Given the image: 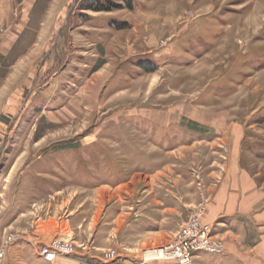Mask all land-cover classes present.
<instances>
[{
    "label": "rangeland",
    "instance_id": "rangeland-1",
    "mask_svg": "<svg viewBox=\"0 0 264 264\" xmlns=\"http://www.w3.org/2000/svg\"><path fill=\"white\" fill-rule=\"evenodd\" d=\"M97 1L112 10L89 9ZM1 14L0 264H41L16 256L39 220L67 227L47 243L74 249L58 258L178 264L144 255L194 217L205 227L240 184L251 227L240 237L208 228L222 252L192 263L264 264V0H0ZM234 32L241 41L229 43ZM161 110L232 130L170 153L139 131V114ZM153 169L154 181L134 174ZM157 195L176 204L168 228L132 231L135 215L162 207Z\"/></svg>",
    "mask_w": 264,
    "mask_h": 264
},
{
    "label": "crops",
    "instance_id": "crops-1",
    "mask_svg": "<svg viewBox=\"0 0 264 264\" xmlns=\"http://www.w3.org/2000/svg\"><path fill=\"white\" fill-rule=\"evenodd\" d=\"M4 17V15H0V18ZM182 36V35H181ZM245 35H242L244 37ZM238 38V40H237ZM240 42L241 41V35H237L236 32L231 33V39L229 40V43L234 42ZM228 43V45H230ZM241 53L244 52V48L240 50ZM175 56L173 54H169L167 61L170 63L171 66L179 68L180 70L185 67V62L183 60H178L174 58ZM239 57L236 55V58ZM229 58V56H228ZM230 60L231 57H230ZM234 60V59H233ZM232 60V61H233ZM237 60V59H236ZM235 61V60H234ZM249 74V73H248ZM182 77H177L176 80H181ZM249 81V80H248ZM176 82V81H175ZM250 82V81H249ZM248 82V83H249ZM247 83V82H246ZM247 83V84H248ZM235 84L230 87L228 85V93L235 92L236 87ZM246 88V84H245ZM228 95V97L230 96ZM235 97V96H234ZM230 98V97H229ZM174 113V112H173ZM173 113L167 112V111H149L148 113L139 114V117L141 121L145 122L146 124H142L141 129L139 127V131L141 134L145 135L147 138L153 141V145L157 146L160 149L166 150L168 152H172V149L176 148H187L193 144L196 143H204L209 141H215L218 138H222L223 133L229 134V132L232 130L228 128V132H223L217 127H208L204 126L203 128H193L189 127L187 124H182L181 121L184 117L186 118L187 113L179 112L175 113L178 115H175ZM184 118V119H185ZM241 150L242 147L240 146ZM177 150V149H176ZM143 156V155H142ZM243 157V151L242 155L240 157V160L238 162H242ZM144 158V156H143ZM148 163H151L150 160H148ZM163 172L160 169H153L148 171H138L134 172L135 176H143L144 178H148L150 180H155L159 175H161ZM70 176V174H68ZM70 178V177H69ZM71 179L75 181L74 175L71 174ZM70 180V179H69ZM154 183V182H153ZM124 185L121 183L117 186V190L122 188ZM250 186H246L245 189L247 190ZM248 198L247 195H244V187L242 185H239L238 192H236L233 196L227 197V195H220L217 198L216 205L213 207L216 214L213 215V219L211 221H208L205 223V227L209 228L210 231L215 233L214 235H224V233H230L233 236L240 237L244 230L246 225L250 228L251 227V219H248L247 217H243L241 214V209L243 211H246L248 209ZM251 199V198H250ZM249 199V200H250ZM155 202L157 204H160L162 207L160 208H148L147 214L136 215L132 219V231H146V229L150 228H168V225H166V220L169 218L167 217L168 214L176 210V204H173V201L171 198H167V195L164 196H156L154 198ZM174 205V207H173ZM219 206H222V209L219 208ZM40 221V220H39ZM37 222L36 227L31 231V234H27L24 236H21L20 241L17 244L18 249L16 250V256L17 257H24L26 259L27 253H30L31 256L28 258H37L38 262H41V264H78L77 259L90 257V259H93L94 261H102V258L100 257L99 253H94L92 255L91 253H81L78 252L75 257L71 258H57L54 262H48L45 261L40 255H39V249L47 244L51 238L57 235H63L66 236L68 233L66 232L68 229L66 226L63 225V223H58L57 227L53 224H46ZM170 226V225H169ZM69 231H71L69 229ZM73 232V231H71ZM149 232V231H148ZM71 235V233H70ZM229 243V242H228ZM264 245V237H263V244ZM202 254L196 255L194 259L196 261H199V258ZM25 261V260H24Z\"/></svg>",
    "mask_w": 264,
    "mask_h": 264
},
{
    "label": "built area",
    "instance_id": "built-area-1",
    "mask_svg": "<svg viewBox=\"0 0 264 264\" xmlns=\"http://www.w3.org/2000/svg\"><path fill=\"white\" fill-rule=\"evenodd\" d=\"M209 233V229L201 225L199 218L194 217L177 232L175 239L169 244L163 248L152 250L163 251L164 255L159 257L162 260L175 261L178 264H193V257L197 253L204 252L214 255L222 252L221 245L213 241ZM15 240L16 237L14 235H8L4 244L9 245ZM2 251L0 252V256H3ZM71 254H74L73 248H68L66 245L60 247L57 241L45 244L39 249V255L48 262H52L59 256Z\"/></svg>",
    "mask_w": 264,
    "mask_h": 264
},
{
    "label": "bare ground",
    "instance_id": "bare-ground-1",
    "mask_svg": "<svg viewBox=\"0 0 264 264\" xmlns=\"http://www.w3.org/2000/svg\"><path fill=\"white\" fill-rule=\"evenodd\" d=\"M227 76H229V75L227 74ZM162 255H164L163 254V251H161V250H155V251H153L152 250V251H148L147 253H145L144 257H145L146 260H153L155 258L161 257Z\"/></svg>",
    "mask_w": 264,
    "mask_h": 264
},
{
    "label": "trees",
    "instance_id": "trees-1",
    "mask_svg": "<svg viewBox=\"0 0 264 264\" xmlns=\"http://www.w3.org/2000/svg\"><path fill=\"white\" fill-rule=\"evenodd\" d=\"M89 9H94L96 11H102V10H107L110 11L112 10V7H104L99 1H97V6H89Z\"/></svg>",
    "mask_w": 264,
    "mask_h": 264
}]
</instances>
